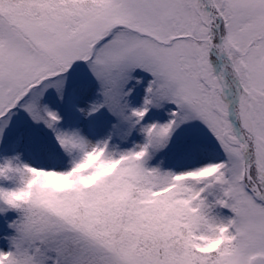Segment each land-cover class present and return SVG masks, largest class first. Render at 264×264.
<instances>
[{
  "label": "snow or ice",
  "instance_id": "6c2138e0",
  "mask_svg": "<svg viewBox=\"0 0 264 264\" xmlns=\"http://www.w3.org/2000/svg\"><path fill=\"white\" fill-rule=\"evenodd\" d=\"M0 264H264V0H0Z\"/></svg>",
  "mask_w": 264,
  "mask_h": 264
}]
</instances>
